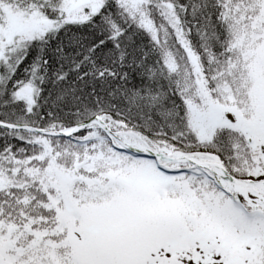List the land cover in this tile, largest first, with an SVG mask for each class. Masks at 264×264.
I'll return each instance as SVG.
<instances>
[{"label":"snow or ice","instance_id":"1","mask_svg":"<svg viewBox=\"0 0 264 264\" xmlns=\"http://www.w3.org/2000/svg\"><path fill=\"white\" fill-rule=\"evenodd\" d=\"M0 264H264V0H0Z\"/></svg>","mask_w":264,"mask_h":264}]
</instances>
